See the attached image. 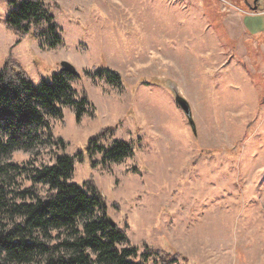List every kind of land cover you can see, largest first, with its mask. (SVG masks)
<instances>
[{
    "label": "rangeland",
    "instance_id": "1",
    "mask_svg": "<svg viewBox=\"0 0 264 264\" xmlns=\"http://www.w3.org/2000/svg\"><path fill=\"white\" fill-rule=\"evenodd\" d=\"M41 1L61 42L7 28L13 7L0 0V69L14 58L37 84L62 61L77 68L70 83L93 106L80 121L71 105L63 117L47 115L66 152L83 154L71 181H95L140 251L181 254L173 264H264V39L243 25L252 16L264 26V0L256 10L254 0ZM103 67L122 81L97 76ZM102 129L104 145L122 139L133 152L106 164L100 153L90 158L88 140ZM57 152L48 139L2 160L52 164Z\"/></svg>",
    "mask_w": 264,
    "mask_h": 264
},
{
    "label": "trees",
    "instance_id": "2",
    "mask_svg": "<svg viewBox=\"0 0 264 264\" xmlns=\"http://www.w3.org/2000/svg\"><path fill=\"white\" fill-rule=\"evenodd\" d=\"M6 1L13 7L5 21L7 28L37 38L48 34L52 46L61 42L54 14L41 0ZM95 74H106L111 82L122 81L121 74L108 67L97 69ZM72 75L60 70L51 81L43 79L36 84L14 58H8L0 69V264L177 262L182 257L179 253L147 244L140 251L138 245L131 244L125 230L113 223L105 197L93 179L71 181L75 161L83 154L66 152L68 143L53 134L47 115L63 117V106L71 105L76 121H80L87 106H93L86 90L79 93L73 88ZM107 130L92 135L87 144L89 157L100 153L99 161L104 164L121 161L133 152L131 144L122 139L104 145ZM48 139L60 150L52 164L2 160L15 149H31Z\"/></svg>",
    "mask_w": 264,
    "mask_h": 264
},
{
    "label": "water",
    "instance_id": "3",
    "mask_svg": "<svg viewBox=\"0 0 264 264\" xmlns=\"http://www.w3.org/2000/svg\"><path fill=\"white\" fill-rule=\"evenodd\" d=\"M258 2L259 0H254V4L252 6L253 10H256L258 8ZM62 70L70 72L72 74H78V70L77 68L70 62L68 61H62ZM175 98L178 102V104L180 105V107L183 109L185 115L187 116L190 125L192 126V128L194 129V121H193V117H192V112H191V108L188 104V102L185 100L184 97H182L180 94H178L177 91H175ZM113 223H115L114 220H112Z\"/></svg>",
    "mask_w": 264,
    "mask_h": 264
},
{
    "label": "crops",
    "instance_id": "4",
    "mask_svg": "<svg viewBox=\"0 0 264 264\" xmlns=\"http://www.w3.org/2000/svg\"><path fill=\"white\" fill-rule=\"evenodd\" d=\"M258 6H259V2H258ZM258 12L259 13H263L262 15H264V8L260 9ZM249 14L252 15L254 13H249ZM254 18H256V17L250 16L249 19H251V20L247 21L248 18L245 17V19H244V17H243V25H244L245 29L248 31L249 34L257 36V37H259L261 39H264V26L263 27H259V28H254L255 25H253L254 23L252 21V19H254ZM246 21L250 22V23L246 24L245 23ZM263 44H264V40L262 41V48H261L262 51H264V45Z\"/></svg>",
    "mask_w": 264,
    "mask_h": 264
}]
</instances>
